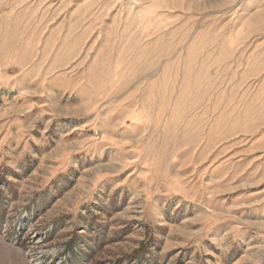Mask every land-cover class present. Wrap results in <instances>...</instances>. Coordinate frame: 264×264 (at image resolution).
<instances>
[{
  "label": "rangeland",
  "instance_id": "374dc122",
  "mask_svg": "<svg viewBox=\"0 0 264 264\" xmlns=\"http://www.w3.org/2000/svg\"><path fill=\"white\" fill-rule=\"evenodd\" d=\"M0 264H264V0H0Z\"/></svg>",
  "mask_w": 264,
  "mask_h": 264
}]
</instances>
